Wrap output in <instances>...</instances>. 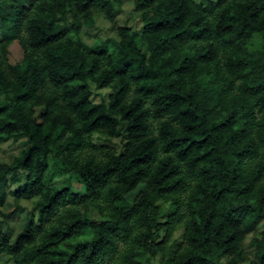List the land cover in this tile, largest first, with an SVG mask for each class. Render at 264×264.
Instances as JSON below:
<instances>
[{
    "label": "trees",
    "instance_id": "1",
    "mask_svg": "<svg viewBox=\"0 0 264 264\" xmlns=\"http://www.w3.org/2000/svg\"><path fill=\"white\" fill-rule=\"evenodd\" d=\"M100 15L116 36L90 45ZM19 140L0 207L38 218L0 223V264H264V0H0V145Z\"/></svg>",
    "mask_w": 264,
    "mask_h": 264
},
{
    "label": "rangeland",
    "instance_id": "2",
    "mask_svg": "<svg viewBox=\"0 0 264 264\" xmlns=\"http://www.w3.org/2000/svg\"><path fill=\"white\" fill-rule=\"evenodd\" d=\"M116 23L119 25H127L133 28V30H138L142 27L139 14L134 11L131 4L127 3L124 5L120 15L116 19ZM112 23L105 19L103 15H100L93 26L83 27L82 38L85 42L92 45L100 39H107L108 37H115L116 33L112 29ZM111 50V47H109ZM14 56L12 60L15 61L21 55V51L18 47L14 48ZM92 90V100L94 103L108 102L109 96L112 93L111 88L98 89L94 87L93 84L89 83ZM122 123H120L121 125ZM120 127V126H119ZM90 141L97 146L94 153L98 156L104 154L108 150L120 151L123 149L125 138L124 136H105L102 134H95L90 137ZM25 147L23 140L19 141H9L0 145V163H11L14 158L19 155L21 150ZM20 183L15 185V188L23 187L25 175L21 174ZM69 180L71 183L70 189L74 192L84 193V185L79 182L77 177L74 175H61L55 173L47 179L46 186H61L64 185L65 180ZM37 198L26 200L21 199L10 194L6 200L3 207H0V223L3 228H8L11 231V240L15 238L17 234L22 232L30 222L33 220L37 221L38 213L35 210V203ZM13 214L6 218L5 215ZM181 233V229L177 231L174 238H178ZM252 235H249L246 240V245L248 246L249 254L252 257L253 248L251 247Z\"/></svg>",
    "mask_w": 264,
    "mask_h": 264
}]
</instances>
